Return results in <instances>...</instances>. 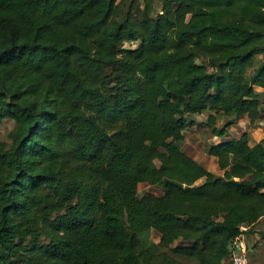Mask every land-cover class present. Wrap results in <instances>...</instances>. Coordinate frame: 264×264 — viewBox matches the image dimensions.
Wrapping results in <instances>:
<instances>
[{
    "label": "trees",
    "instance_id": "trees-1",
    "mask_svg": "<svg viewBox=\"0 0 264 264\" xmlns=\"http://www.w3.org/2000/svg\"><path fill=\"white\" fill-rule=\"evenodd\" d=\"M257 87L264 0H0V264H225L264 241V136L209 143L221 174L179 144L201 114L221 137L264 122Z\"/></svg>",
    "mask_w": 264,
    "mask_h": 264
},
{
    "label": "rangeland",
    "instance_id": "rangeland-1",
    "mask_svg": "<svg viewBox=\"0 0 264 264\" xmlns=\"http://www.w3.org/2000/svg\"><path fill=\"white\" fill-rule=\"evenodd\" d=\"M126 46H129L128 44H125ZM262 92V91H261ZM196 121V127L192 129L189 132H186L184 139L179 143L182 150H184L187 154L189 152H192V154L196 155L198 158L202 160V162H199L201 165H203L206 169H209L210 171L217 172V174H221L220 170L217 168L216 160H212L210 155L208 154V146L209 143H211L214 140H217V138H214L212 136L211 132V126L206 124V116L205 114H201L199 116H195ZM13 120L8 118L4 119L0 122V139L4 140L6 139V134L9 131V129L13 126ZM218 125L221 124V120H218ZM247 133V132H246ZM214 139L212 140L211 139ZM201 138V140H199ZM191 144H195V147L190 146ZM158 164L159 162L156 161ZM145 193H151V194H161L162 188L160 185L157 184H148L147 182H141L138 184V196H141ZM264 223V221L260 222L258 224V227L261 226ZM149 236L154 240L158 241V234L154 230H150ZM246 252L247 257L249 261H251L252 264H264V241H261L258 238V235L254 232L249 233L246 235ZM181 241H178L175 243V245L181 244ZM229 261V258L225 262L227 264Z\"/></svg>",
    "mask_w": 264,
    "mask_h": 264
},
{
    "label": "crops",
    "instance_id": "crops-1",
    "mask_svg": "<svg viewBox=\"0 0 264 264\" xmlns=\"http://www.w3.org/2000/svg\"><path fill=\"white\" fill-rule=\"evenodd\" d=\"M256 89L262 94V96L264 95V89L263 88L257 87ZM6 119H8V118H6ZM247 123H248V118L246 117V115L240 117V119L237 121V123L231 125L230 127H228L224 131L222 137L221 136H217V135H212L214 138H217V140H214L211 137V139L214 140V141H212V143H217L221 138L238 137L242 132L245 131L248 134L249 143L250 144H255L256 142H258L264 136V132H263V129H262V125H263L264 122L263 121H259L258 123L254 124V125H251V126H249ZM195 127H196L195 124L187 127L184 130V136H185L186 132L191 131ZM183 139H184V137H183ZM199 140H201V138ZM190 146L195 147V144L194 145L191 144ZM189 155L192 156L198 162H202V160L200 158H198L196 155L192 154V152H189ZM210 157L212 158V160L215 159L214 156L210 155ZM211 172H214V170L211 171ZM214 173L217 174V172H214ZM245 240H246V238H245Z\"/></svg>",
    "mask_w": 264,
    "mask_h": 264
},
{
    "label": "built area",
    "instance_id": "built-area-1",
    "mask_svg": "<svg viewBox=\"0 0 264 264\" xmlns=\"http://www.w3.org/2000/svg\"><path fill=\"white\" fill-rule=\"evenodd\" d=\"M228 248L231 264H250L246 252L245 236L243 234L234 237L229 242Z\"/></svg>",
    "mask_w": 264,
    "mask_h": 264
},
{
    "label": "water",
    "instance_id": "water-1",
    "mask_svg": "<svg viewBox=\"0 0 264 264\" xmlns=\"http://www.w3.org/2000/svg\"><path fill=\"white\" fill-rule=\"evenodd\" d=\"M169 182L172 183V184H175V185L181 186V187L184 186L183 183H180V182H178V181H176V180H169Z\"/></svg>",
    "mask_w": 264,
    "mask_h": 264
}]
</instances>
